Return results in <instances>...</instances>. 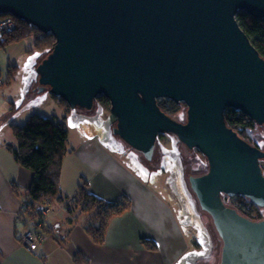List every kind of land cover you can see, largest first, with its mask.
Masks as SVG:
<instances>
[{"label":"water","instance_id":"95a60500","mask_svg":"<svg viewBox=\"0 0 264 264\" xmlns=\"http://www.w3.org/2000/svg\"><path fill=\"white\" fill-rule=\"evenodd\" d=\"M239 11L264 18V0H0V14L55 36L35 67L38 91L87 110L106 96V126L115 121L113 134L148 160L160 134L176 135L185 153L198 149L208 170L189 183L221 237L219 264H264V219L224 200L264 206V150L225 118L234 108L264 124V57ZM159 98L184 102L186 120Z\"/></svg>","mask_w":264,"mask_h":264},{"label":"crops","instance_id":"0c3cea01","mask_svg":"<svg viewBox=\"0 0 264 264\" xmlns=\"http://www.w3.org/2000/svg\"><path fill=\"white\" fill-rule=\"evenodd\" d=\"M23 47L30 60L37 58L32 43ZM35 73L33 67L28 80ZM70 148L60 180L63 198L50 205L48 221L55 236L30 250L20 236L27 229L32 205L28 189L34 175L10 147L0 143V264H178L188 254L190 237L173 206L126 163L127 152L114 150L105 138L93 134ZM84 185L107 202L129 200L128 210L110 221L103 243L87 232V213L69 210L74 194Z\"/></svg>","mask_w":264,"mask_h":264},{"label":"rangeland","instance_id":"374dc122","mask_svg":"<svg viewBox=\"0 0 264 264\" xmlns=\"http://www.w3.org/2000/svg\"><path fill=\"white\" fill-rule=\"evenodd\" d=\"M24 41L32 43L33 47L34 36L0 47V143L6 147H9V142L17 143L11 124H24L35 113L65 121L70 144H77L84 136L91 134L105 138L114 150L127 152L124 156L126 163L173 206L183 230L190 237L188 254H185L178 264H219L221 237L212 216L200 207L189 184V175L207 171L206 157L195 148L185 153L184 145L172 134H164L158 140L151 160L146 159L139 151L130 150L119 136L108 138L112 135L110 129L115 125V121L105 128V131L102 125L105 126L110 115V106L101 107L94 103L90 110L82 107L67 110L59 103V97L51 94L49 88L44 87L38 91V74L35 73L31 80H28L32 68L35 69L36 64L47 52L38 53L37 58L30 60V53L24 51ZM22 42L24 44H20ZM35 51L36 49L32 52ZM181 104L175 116L185 121L187 106L182 102ZM253 134L254 141L264 148V124H258ZM261 164L264 166V159ZM227 201L244 209L250 206L245 201H239L237 196L227 197ZM46 202L47 199L44 204ZM49 202L51 205L50 200ZM34 211L29 212L27 218L34 219ZM259 212L264 215V207H260ZM51 229L47 228V232L53 233L54 229Z\"/></svg>","mask_w":264,"mask_h":264},{"label":"trees","instance_id":"16d2710c","mask_svg":"<svg viewBox=\"0 0 264 264\" xmlns=\"http://www.w3.org/2000/svg\"><path fill=\"white\" fill-rule=\"evenodd\" d=\"M15 19L17 23L16 28L12 32L0 35V47L34 36V45L31 51L36 49L35 52L37 53H48L51 50L55 43V36L53 34L42 32L35 26L17 17ZM237 19L241 27L250 37L252 43L264 57V18L253 17L244 11H239ZM58 101L67 110L71 109L64 99L59 97ZM95 103H98L101 107L111 106L110 100L103 95L98 96ZM182 103L186 105L184 102ZM158 104L164 112L179 120L175 114L180 110L181 102L177 103L167 98H159ZM225 118L228 126L233 128L242 138L254 145L257 144L254 141L253 134L254 129L258 125L255 120L234 108H228L226 110ZM11 127L17 143L15 145H9V147L13 151L16 160L22 166L30 169L34 175L32 185L28 189L29 196L32 200V205L28 206V209L30 212L35 210V213L36 210L44 205L46 199L47 201H53L56 198H63L61 195L60 180L64 157L71 150L69 130L65 121L54 116L47 117L38 113L32 114L24 124L12 123ZM163 135L160 134L158 140ZM174 136L177 137L176 135ZM182 144L185 145L184 143ZM262 167L264 170V166ZM205 172L197 173L196 175ZM227 197L229 196H224L225 202L235 207L240 214L253 220L264 219V215L259 212L260 206L253 204L249 198L237 196L239 201H245L250 204L247 209H244L241 206L230 204L227 201ZM128 208L129 200L122 199L120 201L107 202L90 192L86 185L78 189L73 196L72 204H69V210L80 209V211L90 215V222L86 225V230L97 243H103L105 241L106 231L110 221L115 216L124 213ZM150 247L155 248V245L151 244Z\"/></svg>","mask_w":264,"mask_h":264},{"label":"built area","instance_id":"2783aa9c","mask_svg":"<svg viewBox=\"0 0 264 264\" xmlns=\"http://www.w3.org/2000/svg\"><path fill=\"white\" fill-rule=\"evenodd\" d=\"M17 26L16 19L10 14L0 15V35L12 32ZM51 214L50 202L41 206L34 213V219L27 218V229L21 234V242L30 250H35L44 240L54 237L55 232H47L52 228L48 217ZM52 230V229H51Z\"/></svg>","mask_w":264,"mask_h":264},{"label":"flooded vegetation","instance_id":"af4514ba","mask_svg":"<svg viewBox=\"0 0 264 264\" xmlns=\"http://www.w3.org/2000/svg\"><path fill=\"white\" fill-rule=\"evenodd\" d=\"M102 126L104 127V131H105V128H107L106 124H105V126H104V125H102ZM108 127H110V125H109ZM112 127H113V126H112ZM112 127H111L110 130H111V133H112L113 136L110 135L108 138H113V137L116 138V137H115V134H113V132H112ZM123 142H124V141H123ZM256 146L260 147L258 144H256ZM128 147H129V146H128ZM260 148H261V147H260ZM129 149L131 150L132 148L129 147ZM189 149H190V148H189ZM261 149L264 150V148H261ZM132 150H135V149H132ZM135 151H137V150H135ZM263 207H264V206H263Z\"/></svg>","mask_w":264,"mask_h":264}]
</instances>
